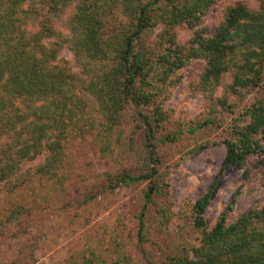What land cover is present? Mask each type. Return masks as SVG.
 <instances>
[{
	"label": "trees",
	"instance_id": "1",
	"mask_svg": "<svg viewBox=\"0 0 264 264\" xmlns=\"http://www.w3.org/2000/svg\"><path fill=\"white\" fill-rule=\"evenodd\" d=\"M215 1L0 0V183L22 185L33 174L63 181L64 146L71 137L89 127L105 140L129 106H152L138 113L148 172L123 170L107 176L111 188L148 180L138 216L142 222L159 189L157 146L174 138L156 136L167 115L155 103V89L171 83L170 74L193 57L206 60L203 86L214 87L230 74L231 91L261 90L247 108L249 120L226 140L221 167L241 166L249 155L264 154L256 136L264 132V2L256 9L241 2L228 6L218 27L211 34L195 31L186 49L171 33L179 23L200 24ZM66 11L63 33L55 24ZM158 24L163 26L159 50L145 43ZM64 45L80 74L67 60H59ZM36 159L35 170L22 171ZM220 180L218 174L192 205V223L201 229L199 244L167 255L159 264H264V204L231 223L224 211L207 229L204 212Z\"/></svg>",
	"mask_w": 264,
	"mask_h": 264
},
{
	"label": "rangeland",
	"instance_id": "2",
	"mask_svg": "<svg viewBox=\"0 0 264 264\" xmlns=\"http://www.w3.org/2000/svg\"><path fill=\"white\" fill-rule=\"evenodd\" d=\"M238 2L256 9L264 0H216L197 26L179 23L173 28L176 43L186 49L195 31L211 34L226 8ZM67 13L55 24L63 33L67 32ZM162 33L163 26L156 25L145 43L161 49ZM58 58L67 60L71 70L80 74L66 45ZM205 67L204 58H190L170 74L171 83L155 89V103L167 115L156 136L172 134L174 138L157 146L159 189L142 222L138 216L148 180L111 188L107 179L108 174L123 170L132 175L148 172L138 113H147L152 106H129L105 140L87 127L66 142L63 181L33 174L22 185L0 183V262L159 264L167 255H179L199 244L201 229L192 223V205L218 174L220 185L204 212L207 229L224 211L231 223L242 213L260 208L264 204V154L249 155L241 166L221 165L226 140L249 120L247 108L261 97V90L231 91L230 74L214 87H204ZM256 136L264 144V132ZM38 161L26 163L22 171L35 170Z\"/></svg>",
	"mask_w": 264,
	"mask_h": 264
}]
</instances>
